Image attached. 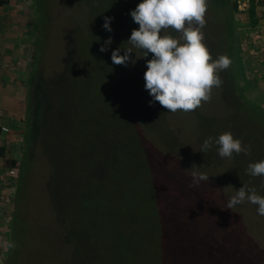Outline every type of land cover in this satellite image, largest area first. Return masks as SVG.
Returning <instances> with one entry per match:
<instances>
[{
    "label": "rangeland",
    "instance_id": "rangeland-1",
    "mask_svg": "<svg viewBox=\"0 0 264 264\" xmlns=\"http://www.w3.org/2000/svg\"><path fill=\"white\" fill-rule=\"evenodd\" d=\"M126 1L132 3L130 6L133 9L142 2L40 0L41 6H37L43 24L42 32L38 30V66L45 72V100L49 107L64 105L60 112L62 123L50 115L46 124L40 125V130L38 128L40 138L37 140L40 142L37 141L33 151L27 154L25 183L20 196L22 205H19L21 222L17 225L16 234L10 237L13 239L11 245L18 246L12 252L10 264H195L194 255L201 258L200 264L204 259L219 257H228L225 264H234L240 259L247 263L258 258L264 261V216L258 214V206L245 201L234 207L230 214H224L226 218H221L218 213L223 212L225 202L223 197L216 198V192H220L217 183L225 184L227 179L238 189L247 184L264 196V176L253 177L247 173L249 163L264 160V117L245 107L237 94L238 99L228 87L225 90L226 85L213 88L211 100L202 102L192 112L171 113L158 102L150 106L152 97L145 89L144 80L149 56L137 59L133 52L131 57L136 63L129 62L127 66L115 65L111 59L112 51L122 44V47L130 46L126 42L129 29L125 21L133 19L127 10L120 8L118 14L117 22H123L124 26L117 27L119 34L112 43L115 47H108L106 52L100 51L101 45L109 38L103 24L104 17H110V4L123 5ZM238 1H242L241 5L247 8L251 3V0L245 4L243 0ZM31 2H11L12 9H17L25 17L23 19L19 15V25L14 28L18 34L10 39V44L17 47L11 68H19L22 78H17L25 87L34 50L32 41L37 36L33 24L36 21L39 23L38 15L32 16ZM256 3L260 11L263 1L256 0ZM207 5L204 43L213 59L222 54L228 56L227 43L231 41V36L225 29L227 14L219 0H207ZM249 22L248 15L239 14L236 28L243 37L246 68L249 67V72L256 77L255 73L264 72L260 70L264 65L259 62L264 55V21L261 20L255 28ZM2 29L0 41L4 39L6 28ZM137 54L138 57L143 55L142 52ZM89 57L98 69L100 66L96 57L100 59L103 73L98 75L105 82L115 85L120 93H111L108 85L104 84L106 89L103 93L91 98L97 102V116L84 112L90 100L89 91L80 102L87 89L83 83L87 84L85 80L91 79L84 63ZM0 64L8 69L11 61L2 59ZM221 73L226 80H231L230 71ZM256 78L264 84V76ZM23 96L27 98L26 94ZM128 115L136 116L142 122H133L137 118L128 121ZM4 117L0 111V124ZM69 119L74 122L67 125ZM167 121L170 127L165 126ZM93 122H96L94 127ZM10 130L9 127V132L2 133L9 134ZM227 131L232 132L234 138L242 139L245 145H251V155L234 153L231 159L221 158L215 144L209 151L201 152L206 138L215 139ZM157 132L158 135L155 134ZM115 133L120 136H115ZM23 136L20 132L11 145L5 144L8 152L4 159L0 158V173L11 157H21ZM158 137L165 138L167 144L174 148L167 150L160 147L161 150L182 161L174 163L168 158L167 162H163L154 149L155 143L164 146L160 140L158 143ZM119 141L120 147L115 153L116 165L112 163L111 168L102 174L94 173L93 158L107 155ZM93 144H96L94 148L91 147ZM2 145L0 140V147ZM89 147L93 150L97 148V152L91 153ZM125 156L129 163L125 161ZM223 159H226L224 163ZM158 161L163 163L158 168V174L151 168H141L148 163L155 165ZM193 171L206 174L209 177L206 182L212 186L202 187L199 184L198 187H190ZM74 172L76 176H71ZM94 175L97 182L93 179ZM79 177L83 183L78 182ZM93 183L94 189L91 186ZM4 185L1 181L0 214L5 217L11 205L5 201L7 191ZM232 190L231 186L229 195H232ZM178 191H181V201L187 199L186 194L192 199L188 203L192 205L187 214L188 226L179 220L174 225L176 230L173 235L162 234L158 215L155 216L148 208V195L163 204L169 203V207L174 205L181 209ZM201 192L207 194V201L213 204V212L201 213L200 208H208L200 207L202 201L196 197L193 199ZM95 195L97 205L94 204ZM220 202L218 212L213 208ZM169 207L166 210L171 212ZM236 212L245 229L236 224Z\"/></svg>",
    "mask_w": 264,
    "mask_h": 264
},
{
    "label": "clouds",
    "instance_id": "clouds-1",
    "mask_svg": "<svg viewBox=\"0 0 264 264\" xmlns=\"http://www.w3.org/2000/svg\"><path fill=\"white\" fill-rule=\"evenodd\" d=\"M207 7V0H142L131 10L130 15L139 28L133 29L126 41L130 46L122 47V44L112 51L111 59L115 65L127 66L129 62L136 63L131 57L133 52L137 59L152 54V58L146 61L147 71L144 73L145 89L152 97L150 106L158 102L171 113L192 112L202 102H209L213 88L223 84L219 73L227 70L232 61L226 54L213 59L204 43ZM113 19L104 17L103 27L108 32L113 31ZM173 32L178 35H173ZM112 43L110 36L101 45L100 51L106 52ZM138 52L143 55L138 57ZM214 144L218 146L221 158L231 159L234 153L251 155V145L234 138L230 131L215 139L206 138L201 152L209 151ZM247 173L253 177L264 176V160L249 163ZM208 180L206 174L193 171L190 187H198L202 181ZM245 201L257 205L258 214L264 216V196L247 184L228 197L226 208L233 209Z\"/></svg>",
    "mask_w": 264,
    "mask_h": 264
},
{
    "label": "trees",
    "instance_id": "trees-1",
    "mask_svg": "<svg viewBox=\"0 0 264 264\" xmlns=\"http://www.w3.org/2000/svg\"><path fill=\"white\" fill-rule=\"evenodd\" d=\"M131 0H129L130 2ZM212 2H214L215 0H211ZM10 2H17V0H0V6H4L5 4H8ZM40 0H32L31 2V7L33 8V14L32 16H37L38 15V10L39 7L37 6H41V4L39 3ZM220 4H222V9L224 11V13H226L227 15V27L225 28L227 31V35L231 36V41L227 43V54L229 56V58L231 59L232 63L230 65V67L227 69V73L230 71L231 74V80H226L225 77L223 76V74L220 72L219 76L223 81V87H225V90L227 89V87L230 89V92H232L234 95L237 94L238 98L240 101H242L245 107H249V109L258 112L259 116L264 117V84L261 83V81H259L256 77H254L248 70V68H246L245 62H244V57H243V37L242 35L239 34V30H237L236 28V18L238 17V15L240 14H246V16H249V20H250V24L252 26V28L257 27V25L260 22V18L258 17V12H257V3L256 0H251L250 6L248 9L246 10H241L239 8V3L238 0H219ZM132 3H128L126 1V4H114L113 2L110 4V9L112 11H110V17H114V19L111 21V27L113 29L112 32H108L107 31V36L108 37H112L115 38L119 33H118V29L117 27H121L124 26V23H118L117 19H118V14L120 12L121 9H125L127 10L129 13L131 12V10H134L130 5ZM45 6V5H44ZM128 6V8H127ZM121 8V9H120ZM41 13L38 15V21L39 23L37 24V21L33 24V29L35 31V33L37 34L36 38L32 41V46L34 48V50H32V61H31V66H30V71H29V75H28V79L26 82V96L27 98L25 99V116H24V120H23V125L22 128L20 129V132L23 133V141H22V146H23V153L21 155L20 158L18 157H11V160L8 162V165L5 166V170L7 168H16L17 169V174L15 176V178H13L11 180V184H7L4 183L5 185L3 186L5 188V190L7 191L5 194V201H7V203L9 205H11L10 209H8L6 211L7 216L9 217L10 220V228L8 230L9 233H7L5 235V237L8 240V247L6 248L8 250L7 252V257L5 258V261L3 263L0 264H10V259H11V255L12 252L15 250V248H17L18 245H15L14 247H9V245L12 244L13 239L11 240L10 237L13 236L14 234H16V230H17V225L19 224V222H21L20 218L22 217V211L19 205H22L21 202V191L24 188V181H25V172H26V165L28 164V152H32L34 146L37 144V138H40L39 136V130H40V125L42 124H46L47 119L49 118L50 115H54L55 116V120L59 123H62V119L60 117V112L63 109V105L60 107V105H58V107L53 108V107H49V104L47 102V100H45V92L43 89V85H45V77L43 76L45 74V72H43V69L41 67L38 66V61H39V50H40V46H39V35H38V30H43V24L41 23V17H40ZM131 17V16H130ZM132 18V17H131ZM126 25L128 26L129 29V33L127 36V40L130 38L132 30L133 29H138L139 25L134 23L133 21H125ZM116 23L118 24L116 27ZM175 33V32H173ZM31 46V45H30ZM111 47H115V45H110ZM109 46V47H110ZM29 51H30V47H29ZM94 57L92 56L91 59H93ZM152 58V54H149V58ZM90 59L86 62L84 61V63H86V68L88 73H90L91 79L89 78L86 79L85 81L86 83H83L85 86H87L86 89V93L83 95L82 99L80 102L83 101L84 97L86 96V94L88 93V91L91 93L90 95V100L89 102L86 104L85 106V110L84 112L88 113V114H92V115H98V110L95 107V105L97 104L96 100L94 101V99L91 100V98L94 95H99L103 93V90L106 89L104 84L108 85V90H111V93H116V95H120L119 91L117 90L116 86L111 84V82H105L104 80H102V77L99 76L98 74L103 73V67H101V61L99 58L96 57V61L99 64L100 68L98 69L97 67H95V65L92 63L93 61ZM101 59L105 62L106 59L104 57H101ZM1 69V67H0ZM102 70V71H99ZM72 83L70 84L69 87H71ZM136 85V84H135ZM237 96L235 95V98H237ZM94 101V102H93ZM96 102V103H95ZM129 105V104H128ZM195 114L199 115L200 112H195ZM132 118H137L136 116L133 115H128L127 116V120H131ZM138 120H135L133 122L137 123ZM74 120L69 119L67 121V125L73 123ZM142 122V121H140ZM162 122V120H161ZM96 122H93V127L95 126ZM149 126V125H148ZM166 127H170L168 125V121L165 123ZM1 128V127H0ZM39 128V130H38ZM157 130V129H156ZM1 132H4L1 128ZM156 132V131H155ZM156 135H158L159 133H155ZM115 136H120L119 133H115ZM147 140V137H146ZM156 140L159 143V140L163 143L164 146L155 143L154 145V149H155V153H157L158 155H160L162 157V161L163 162H167L168 158L169 160H171L172 162L176 163V161H182V160H175L174 158H172L170 156L169 153L164 152L163 150H161L160 147L167 149V150H173L174 148L170 145L167 144L165 138H156ZM148 141V140H147ZM40 142V141H39ZM160 145V146H159ZM96 146V144L91 145L92 148H94ZM120 147V141L118 142L117 146L114 147L113 149H111L107 155H103L100 154V158L99 159H94L93 161V169H94V173H101L103 171H106L108 169L111 168L112 163L116 165L117 163V158L115 156V153L117 151V148L119 149ZM92 148L89 147L91 153H94L95 151L97 152V148L96 150H93ZM149 148L152 149L150 147L149 144ZM5 147H1L2 151H5ZM153 150V149H152ZM90 153V154H91ZM99 154V153H98ZM92 158V157H90ZM87 158V159H90ZM128 157L125 156V161H127L129 163V161L127 160ZM226 159H223L222 162L224 163ZM204 162V161H203ZM163 163H161L160 161L156 162L155 165H151V163H148V165H146L145 167H141V168H151L153 170V172H157V174L159 173L158 168L162 167ZM183 168V166H181ZM185 170V168H183ZM186 172V171H185ZM187 173V172H186ZM76 172H74L72 175L76 176ZM192 175V174H191ZM220 178V176H219ZM93 179L96 180L97 182V177L94 175ZM227 178H225L226 180ZM1 182V181H0ZM4 182V180H3ZM78 182L83 183L82 180H80V177L78 178ZM203 186H212L211 183L206 182V181H202L200 183ZM87 185H89V180ZM92 188H95V184H91ZM217 186H220V192H216V198L218 197H223L224 198V202H225V208L223 210V212H219L218 211V207L221 206V202L217 203L215 205V207L213 209L217 210L218 216H220L221 218H226L227 216H225L224 214H230L233 209H228L226 208V202L228 197H230L231 195H229V188L232 186L233 190H232V195H233V191L237 190L238 188L236 187V185L231 182L230 180H226L225 184H222L221 182L217 183ZM10 189V190H9ZM181 191H178L179 197H180V201L179 204L182 205L181 209H178V207L176 208L174 205H172V207H169V203L163 204L161 202H159L157 200V198H152V196L148 195V208H150L152 210V212L155 213V216L158 215V221L159 224L161 226V231L160 233H164L167 235H173V233L175 232V226L177 221H184L185 224L188 226L187 223V217H188V213L190 212L191 206L190 204H188L192 199L189 198L186 194V198H184L181 201ZM27 194V193H26ZM153 194V193H152ZM199 194V193H198ZM198 194H196L193 199L196 197L197 200L202 201V203H200V207L203 208H208V209H202L201 213H210L213 212L212 210V205L211 203H209L207 200L209 199L207 194L204 192H201L198 196ZM231 194V193H230ZM97 200L99 201V203H102L101 199L97 198ZM150 200V202H149ZM95 205H97L96 202V195H95ZM161 204H163L161 206ZM187 205H189L187 207ZM93 206V205H92ZM169 207L172 211H168L166 210V208ZM210 208V210H209ZM215 213V212H214ZM177 214H179L180 216H176ZM217 214V213H215ZM235 218H237L238 220H235L236 224L239 225L242 229L243 228V224L242 222H240V218L237 215V212L234 216ZM191 220H193V218H191ZM167 224V225H166ZM169 226V227H168ZM24 227V224H23ZM168 227V228H166ZM166 228V230H164ZM191 229H195V228H191ZM4 230V229H3ZM2 232L0 231V234ZM4 235V234H2ZM248 236V235H247ZM250 237V236H248ZM0 239H2V237H0ZM249 239V238H248ZM193 242V241H192ZM195 244V243H194ZM196 246V245H195ZM228 248V246H227ZM226 248V250H227ZM197 255H194V259L196 260L195 264H200V260L201 258H197ZM263 257V256H261ZM228 257L225 258H208V259H204L202 261L201 264H225L227 261ZM234 264H264V261L261 258L256 259L254 262H250L247 263L245 261L240 260H235Z\"/></svg>",
    "mask_w": 264,
    "mask_h": 264
},
{
    "label": "crops",
    "instance_id": "crops-1",
    "mask_svg": "<svg viewBox=\"0 0 264 264\" xmlns=\"http://www.w3.org/2000/svg\"><path fill=\"white\" fill-rule=\"evenodd\" d=\"M263 6H264V0ZM13 3L5 4L4 6H0V27L6 28L5 32L3 33L4 39L0 41V52L2 55H0V61L2 59L11 61V65L6 66L9 67L3 68V65L0 64V111L3 113V120L1 122V125H5L7 127H10V133L6 134L1 132L0 128V140L3 147H5V151L1 150L0 147V158L4 159V156L7 155V149L8 147L5 146L6 143L8 145H11L13 141H15L18 138V134H20V129L23 125L24 120V114H25V97L23 94H26V87L22 85L21 79L17 78L18 76L22 78L20 75L19 68H11L14 64V56L16 54L17 47L10 44L11 36L17 35V28L18 23L17 21L20 19V16L22 13L16 9H12ZM261 7V10L259 11V5L257 6V12L258 16L260 18V21H264V7ZM19 13V14H18ZM13 14L15 17H13ZM23 19L25 17L21 15ZM27 47V45H26ZM26 52V50H25ZM28 53V52H27ZM21 56L23 57V53L21 52ZM26 57V55H24ZM246 65V64H245ZM263 66L264 63H261ZM264 70V67H261ZM249 69V67H248ZM256 71L258 68L255 69ZM264 72L261 73H255L256 77L262 78L264 76ZM20 105V108H19ZM18 123V124H15ZM1 127V126H0ZM22 139V138H21ZM3 140L6 142L4 143ZM11 140V141H9ZM1 162V161H0ZM7 170V169H6ZM5 171V169L3 170Z\"/></svg>",
    "mask_w": 264,
    "mask_h": 264
},
{
    "label": "built area",
    "instance_id": "built-area-1",
    "mask_svg": "<svg viewBox=\"0 0 264 264\" xmlns=\"http://www.w3.org/2000/svg\"><path fill=\"white\" fill-rule=\"evenodd\" d=\"M246 1L249 2V0H243V4L246 3ZM239 3V8L241 10H246L248 9L247 7H243L241 4H242V1H238ZM250 6V5H249ZM0 32H2L1 28H0ZM259 62L260 63H264V55L263 57L259 58ZM1 128L4 132H9V127L5 126V125H1ZM17 174V169L16 168H7V170L3 171L0 173V181H3L4 180V183L7 182V184H11V180L13 178H15ZM10 226V220H9V217L7 216V214L5 215V217L2 215V213L0 214V231L2 232L0 234V237H2V239H0V263H3L5 261V258L7 257V252L8 250L6 249L8 247V240L7 238L5 237V235L8 232L9 230V227ZM4 229V230H3ZM4 234V235H2Z\"/></svg>",
    "mask_w": 264,
    "mask_h": 264
}]
</instances>
